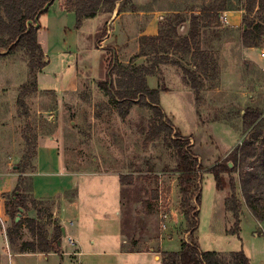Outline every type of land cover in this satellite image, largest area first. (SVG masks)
I'll return each mask as SVG.
<instances>
[{
	"label": "rangeland",
	"instance_id": "rangeland-1",
	"mask_svg": "<svg viewBox=\"0 0 264 264\" xmlns=\"http://www.w3.org/2000/svg\"><path fill=\"white\" fill-rule=\"evenodd\" d=\"M243 7L244 0H119L115 8L125 15L113 23L109 6H101L97 12L100 19L83 20L75 43L71 31L66 33L65 48L73 49L71 53L65 52L66 49L56 52L55 46L54 50H47L42 41L49 62L37 74V90L22 96L20 86L28 76L26 55L23 51L7 54L2 50L0 189L11 187L14 180L5 174L14 172L25 204L18 215L16 204L11 201L13 191L5 194L8 207L4 206L0 191V247L4 242L3 231L6 234L17 216L18 220L36 217L30 190L39 140H55L66 169L80 172L78 189L82 199L77 217L63 212L67 236L71 233H68L69 222L74 223L75 232L71 235L76 240L75 246L62 237L61 253L16 255L13 263L7 255L2 258L0 255V262L160 264L151 256L134 254L130 249L152 248L160 256L161 251H179L183 242H194L201 251L229 254L243 250L252 264H264V220H257L249 210L238 171L233 174L240 200L235 233L232 232L235 219L224 203L230 189L227 185L217 189L214 175L208 170L225 160L249 137L250 129H246L243 118L246 109H257L264 116V44L253 49L241 44ZM219 9H230L226 21L223 19L225 11ZM135 11L152 12L150 17L157 16L154 22L158 29L173 12H179V17L184 19L178 26L180 35L187 33L192 15L200 18L203 54L196 52L197 56H192L181 48L167 47L163 56L165 63L160 65L159 72L147 76L148 87L159 90L158 104L163 113L180 136L189 138L190 149L197 158L196 189L200 192V203L194 231H190L181 213L174 151L167 146L163 133L151 139L159 128L160 116L150 104L134 103L123 117L98 85L109 77L112 53L118 61L127 63L140 51L139 33L149 16L139 18ZM117 25L120 29L116 31ZM43 35L44 32H39L38 39ZM103 35L104 38L107 35L106 41L102 45L100 41L95 44ZM52 37L58 40L60 32L54 30ZM98 48L101 51H97ZM150 59L156 60L155 55ZM204 60L213 62L216 71L211 64L207 70L201 67L199 78L203 87L197 101L193 90L183 82L177 62L192 68L194 63ZM145 62L144 56L134 60L137 65ZM76 76V89L62 91L72 86ZM250 162L252 159L248 158L241 169L251 170ZM231 166L233 168V164ZM114 174L127 176L121 188ZM247 186L255 196L257 209L264 212V185H259L258 191L253 189L252 183ZM64 195L66 200L71 199L75 190ZM53 201L52 214L61 203ZM43 222L50 234L48 220ZM18 237V242L32 240L25 224L18 230ZM117 245L128 253H114L118 251L115 250ZM78 247L82 249L80 255L75 253Z\"/></svg>",
	"mask_w": 264,
	"mask_h": 264
},
{
	"label": "trees",
	"instance_id": "trees-1",
	"mask_svg": "<svg viewBox=\"0 0 264 264\" xmlns=\"http://www.w3.org/2000/svg\"><path fill=\"white\" fill-rule=\"evenodd\" d=\"M48 1L50 0H0V56L6 51L7 54L23 51L27 58L28 76L27 80L20 86L21 96L37 90V74L47 64L44 51L37 38V31L40 26H34V18L37 14L40 16L47 11L41 10ZM117 1L119 0H63L62 3L66 11L74 12L75 29H78L83 20L96 16L101 6L108 5L110 12L114 9ZM242 9L244 15L241 26V44L246 48L261 47L264 44V0H244ZM227 10L230 9H219L218 11ZM204 17L206 18V15ZM29 20L32 21L31 24H28ZM199 21L198 16L192 15L189 19L187 33L180 35L178 34V26L184 23V19L179 17V12H173L166 19V23L159 26L155 36L144 35L140 37V51L132 56L130 61L122 63L112 53L109 61V69L111 70L109 77L98 84L110 97L121 116H126L128 109L134 103H148L160 116L159 128L153 132L151 139L158 138L163 133L167 146L172 148L177 158L174 170L179 174L181 213L187 221L190 231L196 229L197 206L200 203V192L199 189H196L197 158L190 149L189 138L180 136L163 113L158 104L159 90L148 87L147 76L159 72L160 65L165 63L163 56H166L167 47L181 48L187 53L191 52L192 56H197L196 52L203 54L200 47ZM148 46L151 49L146 48ZM109 49L112 50V48ZM151 55H155L156 60L152 61ZM158 55L161 56L157 58ZM142 56L146 57V62L139 65L134 64V60ZM177 63L182 72L183 82L193 90L195 100H200V90L203 87V82L199 78L200 69L202 67L203 70H207L211 64L212 70L215 72V64L204 60L200 64L194 63L193 67L189 68L179 62ZM243 118L246 129H250L249 137L243 141L242 145L236 146L225 160L219 161L208 169L214 175L217 189H222L226 185L230 189L224 203L226 210L235 219V228L232 230L235 233L238 229L240 213V200L237 196L233 176L236 171H238L242 193L249 210L257 220H264V212L257 209L254 202L255 196L250 187L247 186V184L252 183L253 189L258 191L259 185H264V116L257 109L248 108L245 110ZM248 158L252 159L250 162L252 169L245 171L241 168L248 163ZM229 162L233 164V168ZM126 178L127 176H119L121 186L126 184L124 182ZM129 178L131 179V177ZM130 183L131 180L128 184ZM19 191L20 188L17 185L13 190L11 199L16 204V212L19 211V208L24 209L25 204V200ZM30 202L36 210V217L13 220L12 226L6 232L10 249L14 253H61L62 231L61 224L53 218L54 201L51 199L36 200L31 197ZM5 205L8 207L7 202ZM44 219L48 220L47 223L52 229L50 234L46 230L47 224L43 222ZM24 224L32 240L18 242V230ZM130 251L139 252L142 250L130 249ZM160 263L252 264L243 250L233 251L229 254L201 251L194 242H183L179 251H161Z\"/></svg>",
	"mask_w": 264,
	"mask_h": 264
},
{
	"label": "crops",
	"instance_id": "crops-1",
	"mask_svg": "<svg viewBox=\"0 0 264 264\" xmlns=\"http://www.w3.org/2000/svg\"><path fill=\"white\" fill-rule=\"evenodd\" d=\"M127 13V12H124ZM128 13H131L130 11ZM138 13L139 18L141 15H148L149 16V21L145 24V27L143 30L140 31L139 35L144 36V35H150V36H155L158 33V28H157V23L154 22L157 16H151L152 12H142V11H135L133 12ZM229 11H225V15L227 16ZM241 14L242 11H239ZM123 15V13H119L118 9L115 8L111 11V19L113 20V23L116 21V19H120ZM99 18L98 15L92 17V18ZM92 18H87V19H92ZM115 18V19H114ZM100 19V18H99ZM109 20V21H110ZM39 21V26L40 28L37 31V38H38V33L39 32H44V35L42 38L38 39L41 47L44 51L45 54V60L49 62V59L47 58V51L43 48L42 41L47 45V50L53 49L55 46L56 52H64L66 42H65V36L68 31H71V38L73 39V42L75 43L77 41V32L79 30L75 29V23H76V18L74 12L66 11L63 7V3H60L58 0H54L53 3L49 6L47 11L43 14H41L38 17ZM241 21V18H240ZM156 23V24H154ZM83 24V22H82ZM102 24V21L100 22V25ZM82 26V25H81ZM80 26V27H81ZM236 26V23H235ZM120 29V26L117 25L116 31ZM58 30L60 32V38L58 40H53V31ZM107 36V35H106ZM106 36L104 38V35L97 39L95 41V44L100 41L101 45L106 41ZM71 39V40H72ZM66 49L65 52L71 53V50ZM100 48V47H99ZM97 49L100 50V49ZM103 48V47H101ZM114 49V48H112ZM253 49V48H252ZM54 50V49H53ZM51 51V50H50ZM74 51V50H73ZM101 51V50H100ZM46 67V66H45ZM44 67V68H45ZM43 68V69H44ZM41 69V71L43 70ZM40 71V72H41ZM74 79V78H73ZM72 79L71 87L69 89H61L63 90H68V91H73L76 89V84H77V76H76V81ZM61 91V92H62ZM60 93V92H59ZM90 173H96V172H90ZM79 171H72L70 172L69 170L66 169L65 163L63 160V156L60 150V146L56 143L55 140H44L41 139L39 140V143L37 145L36 149V161H35V172L33 173L32 176V188H31V195L34 199L36 200H44V199H51V200H60V206H56L53 210V218H55L57 221L60 222L61 226L64 227L65 229V236H67V229L64 223L65 222V217L63 212H69L71 213L74 217H77L79 207H80V200L82 199L79 189H78V181H79ZM113 174V173H112ZM5 175H9L12 177L14 180L11 182V187L9 189L1 190L2 192L1 195V200H3L4 206L6 202V193L12 192L17 184L18 176L15 175L14 172H6ZM4 175V176H5ZM116 177L118 176L117 174H114ZM3 177V176H2ZM1 179V178H0ZM118 181H119V176H118ZM120 188L122 187L120 182H119ZM75 190V195L71 198L66 200L65 199V193L69 190ZM119 215V213H117ZM2 222V221H1ZM3 224V222H2ZM70 228L69 232L71 231L70 237H72L71 234L75 232L73 229L74 223L71 221L69 222ZM3 244L0 247V255L1 258L5 255L9 257V260L13 263V258L16 255H22V254H35L39 256L46 255L44 252H24V253H14L13 251H10V246L9 242L7 239V235L5 234V231H3ZM93 242V241H92ZM120 242H122V239L120 238ZM119 242V243H120ZM78 251L75 253L77 254H82V249L78 247ZM121 247L117 245L115 247L114 253H119L121 254H127L128 252H123L120 249ZM61 249L63 252V240L61 243ZM134 254H141V255H147L151 256L156 262H160V256L159 254L154 251V249H149V250H142L139 252H134ZM0 258V260H1ZM0 264H3L2 261ZM161 264V263H160Z\"/></svg>",
	"mask_w": 264,
	"mask_h": 264
},
{
	"label": "water",
	"instance_id": "water-1",
	"mask_svg": "<svg viewBox=\"0 0 264 264\" xmlns=\"http://www.w3.org/2000/svg\"><path fill=\"white\" fill-rule=\"evenodd\" d=\"M53 1H54V0H50V1H48V2L43 6V8H42L41 11L47 10V9L49 8V6L53 3ZM38 17H39V14H37V15L35 16V18H34V19H35V23H34V26H35V27H38V26H39ZM31 23H32V21L29 20V21H28V24H31ZM229 165L231 166V163H230V162H229ZM21 211H22V209L19 208L18 215L21 214ZM18 219H19V216H17L15 220H18ZM61 231H62V237H65V229H64L63 226H61ZM60 244H61V243H60Z\"/></svg>",
	"mask_w": 264,
	"mask_h": 264
},
{
	"label": "built area",
	"instance_id": "built-area-1",
	"mask_svg": "<svg viewBox=\"0 0 264 264\" xmlns=\"http://www.w3.org/2000/svg\"><path fill=\"white\" fill-rule=\"evenodd\" d=\"M225 21H226V15L224 14V18H223ZM264 56V54H262ZM66 238V241L72 245V246H75L76 245V240H74L72 237L70 236H65Z\"/></svg>",
	"mask_w": 264,
	"mask_h": 264
}]
</instances>
